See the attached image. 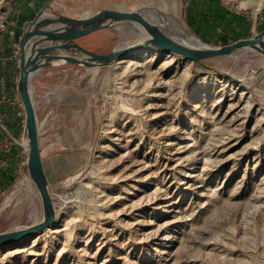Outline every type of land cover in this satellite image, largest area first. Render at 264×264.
Wrapping results in <instances>:
<instances>
[{
  "label": "rangeland",
  "instance_id": "374dc122",
  "mask_svg": "<svg viewBox=\"0 0 264 264\" xmlns=\"http://www.w3.org/2000/svg\"><path fill=\"white\" fill-rule=\"evenodd\" d=\"M13 1L0 0V18ZM52 5L73 19L103 9H156L210 46L264 29V0ZM90 36L85 48L95 53L131 38L117 29ZM174 58L135 60L136 70L118 62L41 88L35 107L58 212L51 230L59 232L0 248V264H264V78L248 90L255 104L248 112L238 96L244 86ZM258 62L247 53L207 65L239 75ZM69 95L88 98L91 113L66 114V129L46 130ZM24 176L0 193V233L41 215L34 189L31 197L21 187Z\"/></svg>",
  "mask_w": 264,
  "mask_h": 264
},
{
  "label": "water",
  "instance_id": "95a60500",
  "mask_svg": "<svg viewBox=\"0 0 264 264\" xmlns=\"http://www.w3.org/2000/svg\"><path fill=\"white\" fill-rule=\"evenodd\" d=\"M150 11L160 14L158 10L150 8L103 9L93 15L73 19L62 15L43 18L42 11L26 24L20 40L17 93L25 113L22 140L27 161V182L38 195L41 215L30 225L1 232L0 248L35 238L58 221L51 184L44 168L40 124L35 107L38 92L50 80L83 70L111 66L133 53L144 51L168 53L188 60L192 62L195 71L225 78L247 87L249 91L253 85L263 80L264 29L231 44L210 46L204 43L206 48H192L170 36L161 24L150 20L146 16ZM109 29L125 31L131 38L103 53L92 52L79 44L81 39ZM77 48L80 52L75 51ZM247 53L257 56L259 62L239 75L234 74L233 69L224 71L207 65L211 60L235 58ZM53 62L58 64L39 72V69L50 66Z\"/></svg>",
  "mask_w": 264,
  "mask_h": 264
},
{
  "label": "crops",
  "instance_id": "0c3cea01",
  "mask_svg": "<svg viewBox=\"0 0 264 264\" xmlns=\"http://www.w3.org/2000/svg\"><path fill=\"white\" fill-rule=\"evenodd\" d=\"M52 1L53 0H14L11 2L13 6L10 20L13 21V25H11L10 29L14 31L15 36H11L8 32L0 33V113L4 116L12 135L15 136H19L23 133L25 119L17 115L18 110L14 103L18 95L16 79L19 77V63L12 59L15 51L14 45L16 42H20L18 36L21 35L20 32L24 29V26L33 21L40 12L44 11L43 18H51L54 14L63 16L62 13L55 10ZM48 69L50 68L44 69L43 71ZM66 77L68 76L57 77L47 83L58 79H65ZM73 100L74 99L69 95L68 99L63 101L62 105L57 108L55 117H53L52 121L55 122V124H52V121L51 124L47 122L46 130H50V128L59 130L61 126L63 129H66V114H76L82 112V110L91 113L89 108L91 102L88 98L79 101L76 100L75 102ZM68 120H71V118L69 117ZM39 133L42 150V145L44 143L43 134H41V131ZM47 136H49V134ZM3 138L4 136L1 135L0 139L2 140ZM18 153L19 148L13 147L12 149H7L0 145V193L12 187V184L15 182ZM44 168L49 177L45 161Z\"/></svg>",
  "mask_w": 264,
  "mask_h": 264
},
{
  "label": "bare ground",
  "instance_id": "6f19581e",
  "mask_svg": "<svg viewBox=\"0 0 264 264\" xmlns=\"http://www.w3.org/2000/svg\"><path fill=\"white\" fill-rule=\"evenodd\" d=\"M122 9L123 10H129L127 7H123ZM146 16L150 20H152V21H154L156 23L163 24V28L164 29L165 28L167 29V30L165 29V31H167L170 36H172L173 38L175 37L176 39H178V41L184 43L185 45H187L189 47H192V48H206L207 47V45H205L201 40L194 38L187 31L186 28H184L183 26L181 27V22L180 21H177V22L180 23V24L179 23L177 24V23L173 22L170 18H169L170 20H168L166 18H163V15H160V14L156 13L155 11H150V12L146 13ZM75 51H79V49L77 48V49H75ZM243 55H237V57H235V58L238 61L240 58H242ZM148 57H150V61H153V60H156L157 61V59L158 60H162L163 59V64H170L175 59L173 55L168 54V53H162V52H157V51H144V52H136V53H133V54L127 56L122 61H120V63L127 64V65H133L134 66V69L136 70L137 68H142V67H141V65H139V62H136L135 60H144L146 58L148 59ZM57 64L58 63L53 62L52 65L46 66V67H43V68L39 69L40 70L39 72L43 71L44 69H47V68H51L53 66H56ZM139 72L140 71H138V73ZM158 74H161V73L158 72ZM158 79H160V78H158ZM205 80L208 81V79H205ZM246 85L248 86V84H246ZM212 86H213V84H212ZM238 96H239V99H240L241 102L247 104L246 107L248 109V112H252L255 104L253 103L252 95H251V92L248 91V88L246 87V89H243L242 91H240L239 94H238ZM21 187H23V188L26 189V192H28V195L29 196L32 195L31 187H30V185L27 182H24ZM31 197H29V199H31ZM51 229H53V228H49L48 230H50L52 233L59 232V231H53Z\"/></svg>",
  "mask_w": 264,
  "mask_h": 264
},
{
  "label": "built area",
  "instance_id": "2783aa9c",
  "mask_svg": "<svg viewBox=\"0 0 264 264\" xmlns=\"http://www.w3.org/2000/svg\"><path fill=\"white\" fill-rule=\"evenodd\" d=\"M11 12H12V8L10 9L9 12L4 13L3 14L4 16L2 18H0V33L8 32L10 33L11 36H15L14 31L10 29L11 25H13V21L10 20ZM14 49L15 51L13 53L12 59H14V61H17L19 63L20 44L18 42L15 43ZM18 82H19V77H17L16 79L17 85H18ZM14 103L17 106V110H18L17 115L25 119L24 108H23V104H22V101L19 95H17ZM24 124H25V121H24ZM1 135L4 136L2 140L0 139L1 146L7 149H12L13 147L19 148L15 181L19 179L20 182H23V180H25L24 173L25 171H27V161H26V155H25V151L23 148V140H22L23 133H21L19 136L12 135L11 130L6 124L4 116L0 113V136Z\"/></svg>",
  "mask_w": 264,
  "mask_h": 264
},
{
  "label": "trees",
  "instance_id": "16d2710c",
  "mask_svg": "<svg viewBox=\"0 0 264 264\" xmlns=\"http://www.w3.org/2000/svg\"><path fill=\"white\" fill-rule=\"evenodd\" d=\"M90 37H91V36H87V37L81 39V40L79 41V44L82 45L83 47H88V44H87L86 42L88 41V38H90ZM85 41H86V42H85ZM225 45H227V44H225Z\"/></svg>",
  "mask_w": 264,
  "mask_h": 264
}]
</instances>
